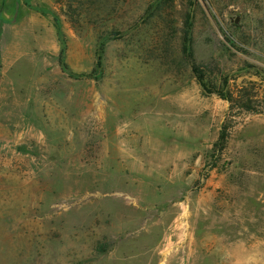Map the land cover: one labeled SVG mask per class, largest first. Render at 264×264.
Masks as SVG:
<instances>
[{
	"label": "rangeland",
	"instance_id": "rangeland-1",
	"mask_svg": "<svg viewBox=\"0 0 264 264\" xmlns=\"http://www.w3.org/2000/svg\"><path fill=\"white\" fill-rule=\"evenodd\" d=\"M196 2L0 0V264H264V0Z\"/></svg>",
	"mask_w": 264,
	"mask_h": 264
},
{
	"label": "trees",
	"instance_id": "trees-1",
	"mask_svg": "<svg viewBox=\"0 0 264 264\" xmlns=\"http://www.w3.org/2000/svg\"><path fill=\"white\" fill-rule=\"evenodd\" d=\"M196 5H197L196 0H192V6L195 7ZM186 26H187V30H186V33H185L186 35L184 38V53L187 57V61L189 62V64L192 67L193 73L197 77L200 84H202L205 88H208L207 84L205 82V79H204V75L202 74L200 67L194 63V54L195 53H194V45H193V29H194V15H193V13H191L188 16ZM207 90L210 93H217L221 97L228 99L231 102V104L234 103V99H233L232 94L228 95L224 91L216 90L215 88H208ZM240 104L247 109L253 108V101L251 99H249L248 97L243 98L240 101Z\"/></svg>",
	"mask_w": 264,
	"mask_h": 264
}]
</instances>
